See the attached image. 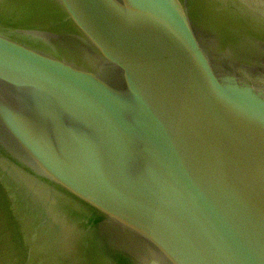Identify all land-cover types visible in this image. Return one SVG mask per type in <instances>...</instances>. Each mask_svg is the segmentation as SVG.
<instances>
[{
  "label": "water",
  "instance_id": "obj_1",
  "mask_svg": "<svg viewBox=\"0 0 264 264\" xmlns=\"http://www.w3.org/2000/svg\"><path fill=\"white\" fill-rule=\"evenodd\" d=\"M0 187L29 262L264 264V0H0Z\"/></svg>",
  "mask_w": 264,
  "mask_h": 264
},
{
  "label": "flooded vegetation",
  "instance_id": "obj_2",
  "mask_svg": "<svg viewBox=\"0 0 264 264\" xmlns=\"http://www.w3.org/2000/svg\"><path fill=\"white\" fill-rule=\"evenodd\" d=\"M0 216H2L5 220H7L8 225L10 229L13 232L14 236V250L17 251L16 259H13L12 261H9V264H33V262L28 261V249L27 247V240L26 237L23 235V230H21L20 226L22 224L19 222L23 218L18 214L14 212V205L11 204V202L8 200V198L2 197L0 195ZM18 218H21L18 219ZM17 232H19V236L17 235ZM22 232V233H21ZM43 240H40L39 243H43Z\"/></svg>",
  "mask_w": 264,
  "mask_h": 264
},
{
  "label": "rangeland",
  "instance_id": "obj_3",
  "mask_svg": "<svg viewBox=\"0 0 264 264\" xmlns=\"http://www.w3.org/2000/svg\"><path fill=\"white\" fill-rule=\"evenodd\" d=\"M0 195L2 197L6 196L8 198L6 191L3 190L1 187H0ZM15 210L16 209H14V212L16 213ZM36 218L37 217H35V216L33 217V219H35V220H36ZM35 220H32V222H35ZM31 224L33 227L35 226L34 223H31ZM45 233H47V232L45 231ZM17 235L19 236V232H17ZM63 239L69 240L71 238H70V236H67V237H64ZM53 240H55V239L53 238ZM58 241H59V238H58ZM14 244L15 243H14L13 232L10 229L7 220H5L2 216H0V264H9V261L16 259L15 255L17 254V251L14 250V247H13ZM37 249L38 248H36L34 251L31 252V254H29V258H30L31 262L33 260H37L39 263L42 264V262H44L42 260V255L38 254L39 252H37ZM57 256L58 255H55V257H57ZM53 261H54V258H53Z\"/></svg>",
  "mask_w": 264,
  "mask_h": 264
},
{
  "label": "bare ground",
  "instance_id": "obj_4",
  "mask_svg": "<svg viewBox=\"0 0 264 264\" xmlns=\"http://www.w3.org/2000/svg\"><path fill=\"white\" fill-rule=\"evenodd\" d=\"M38 254H40V251H39V253ZM39 263V262H38ZM41 264V263H40Z\"/></svg>",
  "mask_w": 264,
  "mask_h": 264
}]
</instances>
